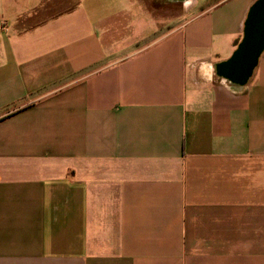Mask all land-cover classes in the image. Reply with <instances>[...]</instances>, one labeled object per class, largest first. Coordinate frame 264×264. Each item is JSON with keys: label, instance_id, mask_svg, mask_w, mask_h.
<instances>
[{"label": "crops", "instance_id": "crops-1", "mask_svg": "<svg viewBox=\"0 0 264 264\" xmlns=\"http://www.w3.org/2000/svg\"><path fill=\"white\" fill-rule=\"evenodd\" d=\"M0 0V264H264L261 0Z\"/></svg>", "mask_w": 264, "mask_h": 264}, {"label": "water", "instance_id": "water-1", "mask_svg": "<svg viewBox=\"0 0 264 264\" xmlns=\"http://www.w3.org/2000/svg\"><path fill=\"white\" fill-rule=\"evenodd\" d=\"M264 48V0L254 8L248 30L225 72L240 82L246 81Z\"/></svg>", "mask_w": 264, "mask_h": 264}, {"label": "rangeland", "instance_id": "rangeland-1", "mask_svg": "<svg viewBox=\"0 0 264 264\" xmlns=\"http://www.w3.org/2000/svg\"><path fill=\"white\" fill-rule=\"evenodd\" d=\"M146 2L162 27H166L171 17L179 15L184 10V6L177 2L167 0H146Z\"/></svg>", "mask_w": 264, "mask_h": 264}]
</instances>
